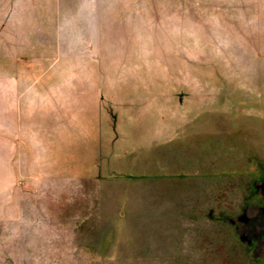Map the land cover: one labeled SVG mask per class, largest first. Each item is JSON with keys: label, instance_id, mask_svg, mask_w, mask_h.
Returning <instances> with one entry per match:
<instances>
[{"label": "rangeland", "instance_id": "rangeland-1", "mask_svg": "<svg viewBox=\"0 0 264 264\" xmlns=\"http://www.w3.org/2000/svg\"><path fill=\"white\" fill-rule=\"evenodd\" d=\"M263 168L264 0H0V264H264Z\"/></svg>", "mask_w": 264, "mask_h": 264}, {"label": "water", "instance_id": "water-1", "mask_svg": "<svg viewBox=\"0 0 264 264\" xmlns=\"http://www.w3.org/2000/svg\"><path fill=\"white\" fill-rule=\"evenodd\" d=\"M241 218H242V220H244V221H247V220H248V217H247L246 215H243Z\"/></svg>", "mask_w": 264, "mask_h": 264}, {"label": "trees", "instance_id": "trees-1", "mask_svg": "<svg viewBox=\"0 0 264 264\" xmlns=\"http://www.w3.org/2000/svg\"><path fill=\"white\" fill-rule=\"evenodd\" d=\"M264 169V168H263Z\"/></svg>", "mask_w": 264, "mask_h": 264}]
</instances>
